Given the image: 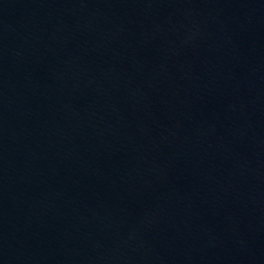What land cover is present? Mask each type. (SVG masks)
<instances>
[{
  "label": "water",
  "instance_id": "1",
  "mask_svg": "<svg viewBox=\"0 0 264 264\" xmlns=\"http://www.w3.org/2000/svg\"><path fill=\"white\" fill-rule=\"evenodd\" d=\"M0 264H264V0H0Z\"/></svg>",
  "mask_w": 264,
  "mask_h": 264
}]
</instances>
